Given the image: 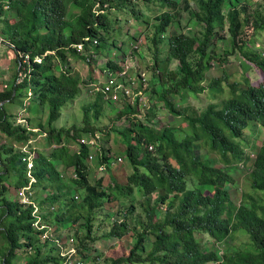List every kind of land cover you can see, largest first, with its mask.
I'll use <instances>...</instances> for the list:
<instances>
[{
	"label": "trees",
	"instance_id": "16d2710c",
	"mask_svg": "<svg viewBox=\"0 0 264 264\" xmlns=\"http://www.w3.org/2000/svg\"><path fill=\"white\" fill-rule=\"evenodd\" d=\"M193 1L195 8L190 0H0V36L12 45L18 71L25 74L15 83L16 74L11 87L0 91V133L7 138L0 144V264H17L19 250L28 254L23 264H61L65 258L55 244L59 236L40 238L41 231L33 227L32 207L5 195L11 185L18 189L29 181L23 153L14 143L38 134L6 111L4 102L22 95L19 88L30 89L32 100L47 107V124L38 125L45 133L46 151L36 149L30 170L35 179L32 188L42 192L38 202L47 206L43 219L55 233L68 232L83 264L89 258L88 242L95 240L93 226L105 211L103 204L115 198L122 210L105 212L111 219L103 236L122 238L131 229L134 241L126 255L109 258V264H264V141L253 147L245 138L246 130L252 135L264 127V10L251 9L248 0ZM119 11L145 25L150 31L143 34L145 44L149 42L154 50L148 64L150 77L141 82L137 74L139 89L149 102L141 116L138 102H112L100 91L89 93L87 85L93 80H81L70 63L71 58H79L92 70L102 46L109 43L121 49L110 32L117 19L113 13ZM183 11L188 17L184 26ZM249 23L251 36L241 38ZM224 29L231 47L225 53L238 52L262 72L263 81L252 85L246 76L241 82L227 81L228 96L220 104L197 110L184 104L188 96L223 93V78L208 80L207 72L221 61L215 47L218 40L226 39L221 34ZM127 40L135 41L128 49L132 56L140 44L135 35H127ZM126 55L122 52L119 61L106 59L99 68L118 72ZM85 93L93 100L82 106L80 124L55 128L52 123L61 110ZM104 102L120 106L114 107L108 124L100 125ZM160 105L186 123L182 136L177 126L159 124ZM122 117L128 120L126 125L119 124ZM96 133L103 141L115 133L125 145L132 168L125 183L113 181L104 188L101 176L89 181L91 149L79 140ZM110 156L109 148H99L103 170L108 169ZM60 165L72 168L74 176L64 180ZM236 171H246L250 188L260 195L241 192L236 204L231 194ZM120 196L131 197L130 208ZM138 197L143 218L129 216ZM66 225L79 229L70 234ZM237 230L247 234L249 248H220L218 244ZM195 232L207 235L210 245H202Z\"/></svg>",
	"mask_w": 264,
	"mask_h": 264
},
{
	"label": "rangeland",
	"instance_id": "374dc122",
	"mask_svg": "<svg viewBox=\"0 0 264 264\" xmlns=\"http://www.w3.org/2000/svg\"><path fill=\"white\" fill-rule=\"evenodd\" d=\"M190 4L192 7L195 8V4L193 0H190ZM247 5L250 6L251 9L258 8L259 10H264V0H248ZM113 16H115L117 19L115 22H113L110 26V32L111 35L116 43L117 46H120L121 49L117 48L116 46H111L108 44H105L101 47V51L98 54V57L96 58L95 65H93L92 70L90 65H87V63L79 58H71L70 63L75 66V71L79 74L81 77V80H87V77L91 78L92 80H100L104 81L106 79L105 74L102 72V70L99 68V66H104L106 59H111L113 61H119L122 57V52L126 53L129 63H132L134 65V68H132V72H135L136 75H132L135 80H138L137 74L144 73L145 78L148 79L150 77V69L149 65L151 62H153V46L150 44V47H148V43L145 44L144 35L149 33L150 31L146 29L144 24H139L134 21V19L127 14L122 13V11L114 12ZM181 20H182V26L185 25L187 22V15L183 11L181 13ZM154 19L151 18L150 23H153ZM1 26V23H0ZM221 34L225 36V40H218L216 42L215 52L221 57V61H217L207 72V79L212 78H223L222 85L224 87L223 93L217 94L215 97H211L209 95V91H205L199 95L194 96H188L186 98V101L184 104L195 108L197 110H201L205 108V106L209 103L214 104H220L221 101L228 96V87H227V81H233L237 80L240 81L244 76L248 77L252 85H257L263 81V74L262 72L255 67L252 63L248 62L247 60H244L241 55L236 52L235 54L228 55L225 52H229L231 47L228 44V38H227V32L226 29H224ZM135 35L137 37V42L140 44V49L138 51L134 52V55H129V47L132 46V44L135 43L134 40H127V35ZM252 34V25L251 23L247 24L243 28V32L241 34V38H247L251 36ZM1 37V36H0ZM121 41L124 42L122 45ZM3 47V46H2ZM6 48H1L0 51V73L1 75L10 74L12 73V68L8 69L9 67H13L14 70L17 67V61H16V53L13 48H7L8 51L11 52V58L7 59V55L5 54ZM223 59V62H222ZM6 72L5 74L3 73ZM24 73L23 69L20 70ZM15 74L19 73L17 71ZM224 75L227 77L224 79ZM3 79V78H1ZM139 85V83H138ZM10 84L8 85V87ZM148 87V85H147ZM88 89L93 88L92 86H87ZM149 88V87H148ZM23 96H18L14 99V102L7 103L4 102L6 111L8 114L13 116L14 112L16 113H22L25 111L26 114L29 115L28 118H37L42 122V124H47V107L46 106H37L36 102L32 100V95L27 98L25 94H22ZM179 99V98H177ZM93 100V97L87 96V94H82L79 99H76L74 102H72L68 107H64L61 110V115L58 119L53 121L52 125L57 127H69L72 124H80L82 119V106L88 101ZM91 102V101H89ZM152 102H154L152 100ZM119 104V103H118ZM120 105H114V107H119ZM181 105H179L180 107ZM113 105H110L107 102H104L103 105V115L98 120L100 125L108 124L109 120L113 117L114 110ZM25 109H28L27 112ZM160 110H163V112L158 115V121L160 125H175L177 126V129H179L177 132L179 135H183L187 131V126L185 122L179 121V117H174L173 115L166 112L165 109H163V106L160 105ZM23 114V113H22ZM177 120V121H176ZM128 123V120L124 117H122L119 121V124L126 125ZM100 140L98 143V147L101 149L107 150L109 148L111 152V156L109 157V167L106 170H99V148L92 147L91 148V154L93 157L89 159V174L88 179L91 182H94L95 179L103 178V186L104 188H107L108 186H111L113 184V181H116L117 183H125L126 177L131 172V166L129 162L127 161L125 157V145L119 140V138H116L115 133H111L110 138L107 141H103L101 134L98 133ZM88 136V135H84ZM31 138H35L34 145L37 146V150L40 151H46L44 148L43 143V137L37 138V135L32 136ZM245 138L248 140L249 145L253 143V147L256 145H260L261 142L264 141V127H260L259 131H255V134H250L248 130L245 131ZM7 138L2 133H0V144L6 142ZM18 145H23V142H17ZM100 144V145H99ZM245 144V142H244ZM74 146V145H73ZM246 146V145H245ZM248 146V145H247ZM247 148V147H246ZM250 148V147H249ZM248 148V150H249ZM253 149V148H252ZM120 156L122 160L120 162H115V158ZM218 165V162H217ZM61 176L64 180H68L73 176L72 168L68 169H59ZM234 183H233V189L231 191L233 201L237 204L240 202V195L241 192H250L252 195H257L260 193L254 192L249 185V181L247 179V173L246 171H236L233 175ZM13 177H10V180L12 182ZM17 189H15L12 185L10 186V189H8L5 192V195L10 198L14 199L16 198ZM205 191L208 193L209 189L206 188ZM40 192V191H39ZM37 192V195L40 196L42 192ZM205 192V193H206ZM130 196H120V200L125 201L126 207L130 206ZM131 205L134 207V212L132 215H140V218H143L144 215L141 207V199L138 197L136 198ZM104 210L100 213V216L97 219V222L93 226V230L97 229L95 232V240L93 243L88 242L89 240H86V242L89 243V250L87 251V256L89 257L86 261V264H109V258H116L119 256H124L128 253L129 249L133 245V236L134 233L131 229H128L125 233V235L122 238H105L103 236L104 232L107 230L109 226V220L110 217H107L105 215V212H110L111 214L115 213L119 208V200L113 199L111 201H106L103 204ZM130 208V207H129ZM127 209V208H126ZM122 212V211H121ZM120 215L122 217V214L117 212V215ZM115 216H112V219ZM83 222L81 219L79 223ZM131 226H134V223L132 221ZM68 231H71L70 234H73V231L75 232L78 228V225H74L72 227H65ZM70 229V230H69ZM56 234L61 237V241L58 243H55L58 246V251H60L61 243H67L68 239V232L66 230L60 231V232H54L52 228V233ZM195 237L198 238L202 242V245L209 246L210 243L208 242V236L202 235L197 232H195ZM3 243L2 239L0 238V245ZM220 248H226L227 246H232L238 249H248L250 246L248 236L245 232L241 230H237L234 232L231 237H228L225 241V243L218 244ZM1 251V246H0ZM19 258L17 259V264H23L25 260L27 259V253L22 252L21 250L18 251ZM71 259L75 260L76 257H72ZM1 260V256H0Z\"/></svg>",
	"mask_w": 264,
	"mask_h": 264
},
{
	"label": "built area",
	"instance_id": "2783aa9c",
	"mask_svg": "<svg viewBox=\"0 0 264 264\" xmlns=\"http://www.w3.org/2000/svg\"><path fill=\"white\" fill-rule=\"evenodd\" d=\"M3 42V39L0 37V43ZM94 42H96L94 40ZM82 45L77 44V48L81 49ZM27 55L23 57V62L27 63ZM36 61H40L39 57L35 58ZM122 69L120 71H103V73L106 76V79L104 81L100 80H93L91 83H89L87 86H92L93 88H90L89 93L92 91H100L103 95V98L106 100H110L112 102H123L124 100L127 102H130L131 104H134L135 102H138L137 109L139 112L138 116H141V114L145 111L147 106L149 105L148 99L146 97V94L143 93L139 89L140 82L138 80L133 79L134 77L132 75H136L135 72H132V68H134V65L132 63H129V59L127 56L124 57L123 62L121 63ZM28 69V68H27ZM24 77V75H23ZM140 80L141 82H145V74L140 73ZM16 82H20V80H17ZM139 83V85H138ZM5 87V85H3ZM28 95H31L30 90L27 92ZM17 116L16 122L20 124L26 125L27 130H30L32 132H38L37 138L45 136L44 132L39 131V129H35L30 127L27 122H25L22 117ZM35 138H29L26 142H23V145H18L17 142L14 143V146L18 148L22 153V161L26 163V175L29 178V181L26 186L20 187L16 191V199L22 206H31L32 207V216L34 217L33 227L36 230H40V238L41 239H53L55 236H58L56 234L52 233V227H50L43 219V216L47 213V206H41L38 202L37 193L36 190L32 188V183L35 181V179L31 175V167H32V157L35 154V151L37 149V146L34 145ZM100 137L98 133L95 134V136H83L80 138V143H83L85 145H88L91 149L92 147H98ZM100 145V144H99ZM149 149H151V146H149ZM90 152L88 159H91L93 155ZM122 158L120 156L115 158V162H120ZM104 169V164L99 166V170ZM74 176V175H73ZM75 198H77V195H75ZM50 209H53V207H50ZM60 241L61 237L59 236ZM57 241V240H56ZM59 241V242H60ZM73 241L72 238L67 239V243L69 245H66L64 247H60V254L65 256L61 264H83L82 259L77 256L76 249L74 246L70 245V243ZM59 242H56L59 244ZM66 243V242H65ZM62 246V243H61ZM72 257H76L77 259L73 260Z\"/></svg>",
	"mask_w": 264,
	"mask_h": 264
},
{
	"label": "crops",
	"instance_id": "0c3cea01",
	"mask_svg": "<svg viewBox=\"0 0 264 264\" xmlns=\"http://www.w3.org/2000/svg\"><path fill=\"white\" fill-rule=\"evenodd\" d=\"M6 48L5 49V54L7 55V59H10L11 58V52L10 51H8L7 50V48L9 47V48H12V45L11 44H9L6 40L5 41H3L2 43H0V51H1V48ZM16 61H17V59H16ZM18 64V63H17ZM10 68H12V73H10V74H5L6 72H4L3 71V73L5 74V75H1L2 73H0V91H3V90H6L7 88H9V87H11V85H12V80H13V78L16 76V72H14V71H17V72H19V73H17V79H16V81L17 80H20L21 81V79L23 78V75H25L23 72H21V71H18V69H19V67L17 66L16 67V69L14 70V68L13 67H9L8 69H10ZM1 78H3V79H1ZM15 81V83H18V82H16ZM10 84V86L8 87V85ZM3 85H5V87H3ZM28 90H30V89H27V92H28ZM27 92H26V90L25 89H21V88H19L18 90H17V93H22V94H25L26 95V97L27 98H29L31 95H28L27 94ZM31 92V91H30ZM21 96H23V95H21ZM36 105L37 106H39L37 103H36ZM26 110V112H27V110L28 109H25ZM23 113V114H22ZM22 113H16V112H14V114H16L17 116H19V117H22V119H24L25 120V122H27V124L30 126V127H32V128H35V129H39L38 128V125L41 123L42 124V122H40V120L39 119H37V118H28L29 117V115L28 114H26L25 113V111L24 112H22ZM18 117V118H19ZM54 123V122H53ZM54 127L55 128H60V126L59 127H57V126H55L54 125ZM61 127H63V126H61ZM46 150V149H45ZM63 169L64 170V167L62 166V165H60L59 166V169Z\"/></svg>",
	"mask_w": 264,
	"mask_h": 264
}]
</instances>
